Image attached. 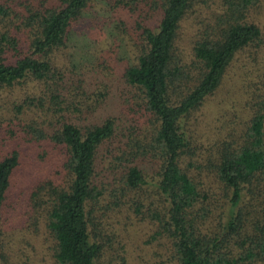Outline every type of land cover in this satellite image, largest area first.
I'll use <instances>...</instances> for the list:
<instances>
[{
  "label": "trees",
  "instance_id": "16d2710c",
  "mask_svg": "<svg viewBox=\"0 0 264 264\" xmlns=\"http://www.w3.org/2000/svg\"><path fill=\"white\" fill-rule=\"evenodd\" d=\"M258 5L0 0V264H264V73L243 118L195 114L256 58Z\"/></svg>",
  "mask_w": 264,
  "mask_h": 264
},
{
  "label": "rangeland",
  "instance_id": "374dc122",
  "mask_svg": "<svg viewBox=\"0 0 264 264\" xmlns=\"http://www.w3.org/2000/svg\"><path fill=\"white\" fill-rule=\"evenodd\" d=\"M261 3L263 6L258 5V7L254 11V14L257 15L256 18L264 26V0H261ZM90 44H92V41H90ZM110 64L114 67L112 80L113 88L115 91L116 88L121 85L119 84V82H116V79L118 72H120L122 63ZM93 65L94 67L101 66L99 63H93ZM262 73H264V36L260 51H258L256 58L250 61V63H236V61L234 63H231V65H229V67L227 68V72L224 74L222 82L217 87L215 92L210 95L209 98L205 101L203 108L195 113L198 116V130H211L216 127L215 124L219 125L220 123H225V120L232 116V113L237 115V120H239L240 117L243 118L242 116L244 110L241 106L243 105L245 97L248 96V93H246L247 91L244 87L245 80H252V82H254L255 79L259 78L260 74ZM22 90L23 86H16L12 89H9L8 91L0 90V108L3 107V105L6 106L10 103L11 95L16 97ZM218 117L220 118V120ZM2 126H4V123L0 125V131L2 130ZM30 156L33 157L34 153L30 152ZM39 167L33 166L31 168V171L29 168L28 173L43 175L44 170ZM29 241L33 240L29 239ZM43 246L44 244L40 245V241L38 240V242L34 243V245L25 243L23 250L31 254L30 258L31 260H34L32 263L36 262L37 264H50V259L47 255L48 253L45 251V248ZM34 247L38 249V251H36V249L34 250ZM145 250V247L139 249L137 245L133 247L129 246V252L126 253L127 258L125 257L126 261H128L126 263L129 264L130 262V264H132V259H136L138 254L142 255ZM114 264H118V261L115 260Z\"/></svg>",
  "mask_w": 264,
  "mask_h": 264
}]
</instances>
